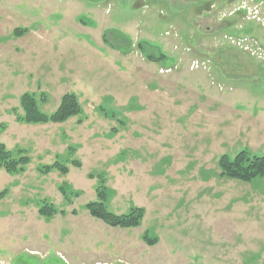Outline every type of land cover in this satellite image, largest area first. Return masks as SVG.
<instances>
[{"label":"rangeland","instance_id":"obj_1","mask_svg":"<svg viewBox=\"0 0 264 264\" xmlns=\"http://www.w3.org/2000/svg\"><path fill=\"white\" fill-rule=\"evenodd\" d=\"M67 92L83 107L71 127L18 120L24 93L51 114ZM0 123L31 158L0 171V264H264V177L218 163L264 155V0H0ZM56 160L67 174H40ZM99 186L142 225L93 216Z\"/></svg>","mask_w":264,"mask_h":264},{"label":"trees","instance_id":"obj_2","mask_svg":"<svg viewBox=\"0 0 264 264\" xmlns=\"http://www.w3.org/2000/svg\"><path fill=\"white\" fill-rule=\"evenodd\" d=\"M27 31L25 29L16 28L14 34L17 37L24 35ZM47 100L45 94L41 98L30 93H24L21 97V107L23 108V115L18 116V120L25 123H62L71 117L79 116L83 113V107L79 97L74 92H67L62 96L59 106L51 114L44 113L40 108V102ZM102 111H105L101 107ZM106 113V112H105ZM83 119V118H80ZM5 124L0 123V131L5 129ZM115 130V129H114ZM75 148L69 149L70 153L74 152ZM31 158L22 148L17 150L9 149L8 146L0 142V171L4 170L7 173L14 174L24 172ZM219 167L221 175L237 179L244 182H251L257 178L264 177V155L256 154L247 148L239 150L233 157L224 153L219 158ZM71 164L75 167H81L80 160L74 158ZM52 170H57L62 174H67L70 170L68 164L56 160L52 164H44L38 167V171L42 174H48ZM65 201H71V194L78 196V193H73L62 185L60 187ZM2 192L0 196H2ZM39 208V213L46 217H51L58 212V208L54 203L43 200ZM86 208L95 217L103 220L106 224L114 227H139L145 215L143 207H132L128 213L117 214L111 212L106 205V190L104 186H99L97 190V199L86 203ZM64 210V209H61ZM75 211V210H74ZM144 240L148 244H155L157 242L156 236H151L148 232L144 234Z\"/></svg>","mask_w":264,"mask_h":264},{"label":"crops","instance_id":"obj_3","mask_svg":"<svg viewBox=\"0 0 264 264\" xmlns=\"http://www.w3.org/2000/svg\"><path fill=\"white\" fill-rule=\"evenodd\" d=\"M79 117V116H78ZM74 117H71V118H69L68 120H66V121H64V122H62V123H54V125H58V127H59V129H61L62 127H66V125H68L67 127L69 128V127H71L70 126V122L72 121V119H73ZM85 119H78L77 121H76V123L78 124V125H83L85 122ZM50 123H52V122H49V123H37V124H47V125H49ZM29 124H34V123H29ZM52 125V124H51ZM73 126V125H72ZM59 133L58 134H61L62 135V133L60 132V130L58 131ZM63 132H65V131H63ZM64 136H68L67 134H65L64 133ZM55 137V136H54ZM54 139H56V138H54ZM54 139H52V140H50V141H48L49 143H52V142H55L54 141ZM71 147H74V146H72L71 144H69L68 145V150H69V148H71ZM54 171H56L57 172V170H52L51 172H49L48 174H42V173H40V174H42V175H49L50 173H52V172H54ZM26 172V171H25ZM229 179H233V178H229ZM234 180H237V179H234ZM239 181V180H238ZM198 196V195H197ZM198 197H200V196H198ZM198 200L200 201V198H198ZM146 214V213H145ZM149 232H150V230L149 229H147ZM151 233V232H150ZM153 235V234H152ZM154 236V235H153ZM157 238H159L158 236H157ZM160 239V238H159ZM160 241V240H159Z\"/></svg>","mask_w":264,"mask_h":264}]
</instances>
